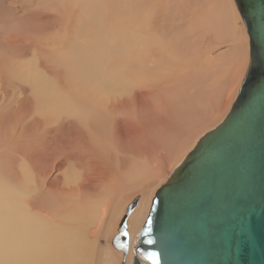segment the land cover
I'll use <instances>...</instances> for the list:
<instances>
[{
  "label": "bare ground",
  "instance_id": "obj_1",
  "mask_svg": "<svg viewBox=\"0 0 264 264\" xmlns=\"http://www.w3.org/2000/svg\"><path fill=\"white\" fill-rule=\"evenodd\" d=\"M6 1L0 0V30L15 24L17 32L0 33L5 137L32 139L20 152L33 149V169L14 160L11 175L0 170V264H73L74 256L88 264L87 236L111 203L156 187L198 137L193 133L226 113L248 60V44L220 51L240 40L239 14L233 0H34L22 16ZM25 32L33 33L30 43ZM212 46L219 52L207 60ZM29 48L43 53L32 67L24 56ZM11 82H23L16 110L6 106ZM15 118L21 131H13ZM61 167L74 170L69 188L68 178L55 175ZM32 182L39 193L31 198ZM53 194L64 201L54 206L68 222L64 236L61 223H48L57 219L49 210ZM149 203L129 218L132 230ZM140 226L128 232L130 244ZM132 259L129 245L126 264Z\"/></svg>",
  "mask_w": 264,
  "mask_h": 264
},
{
  "label": "water",
  "instance_id": "obj_2",
  "mask_svg": "<svg viewBox=\"0 0 264 264\" xmlns=\"http://www.w3.org/2000/svg\"><path fill=\"white\" fill-rule=\"evenodd\" d=\"M248 60L221 120L154 191L129 243L125 206L111 245L123 264H264V0H233Z\"/></svg>",
  "mask_w": 264,
  "mask_h": 264
},
{
  "label": "rangeland",
  "instance_id": "obj_3",
  "mask_svg": "<svg viewBox=\"0 0 264 264\" xmlns=\"http://www.w3.org/2000/svg\"><path fill=\"white\" fill-rule=\"evenodd\" d=\"M33 1L34 0H7L6 1V4L11 6V7H17L19 9V11L17 12L18 15H22V16H26L28 14V11H26L27 9L29 10V7L33 6ZM27 12V13H26ZM238 15V14H237ZM237 21V24H238V27L239 29L241 28V36H240V40L238 42H234L233 40L231 41V43L227 44V46L223 49H221L220 51L222 53H224L225 51H227L230 47L232 49H240V47H243L244 48H247V37H246V34L244 32V27L241 23V20H240V17L238 16V18L236 19ZM15 24H12L10 27H9V30H0V33H7L8 32H17L15 31L16 30V27ZM20 25H25V23H21ZM30 33V34H29ZM25 34L26 36V42L27 43H30L32 41V36H33V33L31 34V32H25L23 33ZM243 35V36H242ZM25 40V39H24ZM239 47V48H238ZM208 47L205 45L204 47V51H207ZM33 50L32 48H29L28 51L26 52V54H24V56L27 58V59H31L33 64L31 65V67L37 63H40V57L43 56V53H37L36 49H34L32 52L31 51ZM36 51V52H35ZM37 54H35V53ZM218 49L216 48V46H212L211 48V51L210 53H205L204 56L206 55V58L207 60H211V58L213 56H215L217 53H218ZM34 55H33V54ZM36 55V56H35ZM40 55V57H39ZM33 56V57H31ZM36 57V58H35ZM35 58V59H34ZM204 63V61L202 62V60H199L198 62H196V65H195V68H198L200 67L202 64ZM207 64V63H205ZM241 79V78H240ZM240 82V81H239ZM22 84H15L14 82H11L8 87H7V91L9 92V97L6 98V106H7V110L8 109H11V110H16L19 105H21V98L22 96H20V92L22 90ZM239 85V83H238ZM237 85V87H238ZM237 87H236V90H237ZM26 90V93L29 92V89L28 88H25ZM1 91V90H0ZM234 94V93H233ZM235 94H236V91H235ZM235 94L233 96H235ZM234 99V97H232ZM231 99V100H233ZM18 104V105H17ZM229 108V106H228ZM7 112V111H6ZM5 103L4 101L0 103V170L3 171V174L4 175H11L10 173H8L9 170L13 169V166H12V163L14 160H16L20 167L22 166L23 169H27L26 168V165L27 167L29 168L28 169V172L30 171V169L32 170L33 169V162H32V158L33 157H29L28 154H30L31 152H28L26 151L25 152V155L21 154V148H22V144L24 142H26L27 140H30L31 138L24 135H19L17 132H15L16 134V137L12 138L11 140L7 139L5 137V130H4V125H5ZM222 118V117H221ZM221 120V119H220ZM219 119L216 120V121H207L205 123H203L194 133H193V138H196L197 136H199L202 132H204L206 129H209L210 127L213 126V124L215 125L216 123H218L220 121ZM218 121V122H217ZM12 127H13V131H15L14 129L16 128L15 126H19L20 127V131H21V125H20V122L15 118L12 120ZM45 130H40L39 133H44ZM18 136V138H17ZM39 137H41V135H37L34 137L35 140H37ZM16 138V140H15ZM23 139V140H22ZM22 140V142H21ZM32 140V139H31ZM192 140V138H191ZM24 141V142H23ZM7 142V143H6ZM17 142V143H16ZM191 142V141H190ZM4 143V145H3ZM6 143V144H5ZM7 144H8V147H7ZM30 144V145H29ZM35 144V147L36 146V143L34 142ZM34 144L33 142H29L28 147H32V148H35L34 147ZM33 145V146H32ZM191 145V144H190ZM190 145H188V147H184L183 148V152L181 153L184 154L190 147ZM10 146V147H9ZM3 147V148H2ZM9 148V150L7 149ZM4 154V155H3ZM8 154V155H7ZM12 154V155H11ZM41 153H39L38 155L34 156V157H37L39 158L38 156H41L43 157L42 155H40ZM21 155L22 157H25V160H21ZM181 155H179V157H177V159H181ZM5 156V157H3ZM11 158V159H10ZM5 159H8V160H5ZM12 160V161H11ZM20 160V161H19ZM9 162V163H8ZM25 162V163H24ZM11 163V164H10ZM23 163L25 164L24 167H23ZM46 163V162H44ZM50 163L52 164L53 161L50 160V162L46 165V166H49ZM72 165L75 166L76 168H78V163L76 161H71ZM43 163L41 162H38V166L42 165ZM173 164V163H172ZM171 164V165H172ZM6 165V166H5ZM173 166V165H172ZM3 167H4V170H3ZM9 167V169H8ZM31 167V168H30ZM52 167V166H51ZM171 168V166L169 167ZM168 168V169H169ZM44 170H48L47 168H44ZM71 171V169H70ZM169 171V170H168ZM167 171V172H168ZM74 172V170L72 171V173ZM70 173V174H72ZM69 173L66 172V169H64L63 167H61V169H59L57 172H55V175L59 176V177H66L68 178V183L64 185V187H67L69 188L71 185H74L75 182L72 180L71 176H70ZM167 174V173H166ZM165 174V175H166ZM68 175V177L66 176ZM34 176H31V179H33ZM165 180V178H164ZM163 179L159 181V183L163 182L164 181ZM157 181H155V183H157ZM158 183V184H159ZM71 184V185H70ZM157 184V186H158ZM35 185L33 182H32V186ZM70 185V186H68ZM156 186V187H157ZM155 185H151L149 184L148 187L146 188L147 190H143V189H136L132 192H130L129 194H126L128 196H126L125 194L123 195H120V198L118 199L117 202H112V208L110 209V207H108V210H105L104 212V216L101 220V225L99 226V229H94L95 230V234L93 237H88L87 236V240H88V243L90 245V257L89 259H91L92 261H89L90 263L94 264H123L122 262V255H121V252L117 249H115L112 245H111V240H112V237L117 233V228H118V223L120 221V219L122 218L123 214H124V210H125V206L130 203L136 196L138 197L137 199V204L135 206V208L132 210V212L129 214L128 216V219H127V229H128V232L129 234L133 235L134 234V231L138 229V227L140 226L141 222L143 221L142 219L143 216L141 217V215H139L137 217V220H136V224H135V227L136 229L135 230H132V227H131V224H129V218L131 217V215L136 211L137 213V209L139 208V205L140 203L141 204H144L146 203V206L148 204V201H149V198L151 199L152 197V194L154 192V190L156 189ZM39 193V189H37L35 186L32 187V189L30 190V194H31V198L33 197L32 195L35 194L37 195ZM56 195V194H53V196ZM52 197V194L50 195L49 198ZM56 202H52L53 203V209H49L52 211V215H51V219H56L54 223L53 220L52 222H48V218H45L42 217V216H38L37 219H44V220H47V222L51 225V226H55L57 227L60 223V225L57 227L59 231H57L61 236H64L65 234V231L68 230L66 229L67 228V225H68V222L67 220H65L64 217H62V215L58 214L56 211L57 209L59 208L60 204L62 205V203H64V201H62L61 199L58 198V196L56 195ZM58 198V199H57ZM111 199V198H110ZM58 201V202H57ZM58 203V205L56 204ZM117 203V204H115ZM119 203V204H118ZM113 204H115L113 206ZM118 205V206H116ZM57 208H55V207ZM58 206V207H57ZM146 208V207H144ZM56 212V213H54ZM133 214L132 217L135 216V214ZM60 215V216H59ZM106 215V217H105ZM111 217V218H110ZM62 219V220H61ZM65 221V222H64ZM55 223H57L55 225ZM64 223V224H62ZM94 222L93 224L91 225V227L95 228L94 226ZM66 225V227H65ZM65 227L63 229V231L61 232V228ZM103 228V229H102ZM110 228V229H109ZM66 229V230H65ZM110 230V231H109ZM82 231V230H81ZM69 232V230H68ZM136 232V231H135ZM64 234V235H63ZM93 239V240H92ZM92 244V245H91ZM94 246V247H93ZM92 247V248H91ZM94 248V250H93ZM94 255V256H93ZM94 257V258H93ZM101 260V261H100ZM73 264H78L77 263V257L74 256V260H73ZM103 261V262H102ZM88 262V264H90ZM126 262H127V258H126ZM126 262L124 264H126Z\"/></svg>",
  "mask_w": 264,
  "mask_h": 264
}]
</instances>
